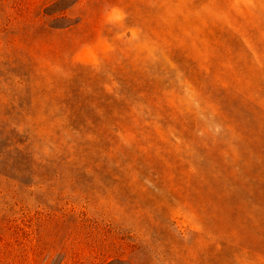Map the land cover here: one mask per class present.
<instances>
[{
	"label": "rangeland",
	"instance_id": "1",
	"mask_svg": "<svg viewBox=\"0 0 264 264\" xmlns=\"http://www.w3.org/2000/svg\"><path fill=\"white\" fill-rule=\"evenodd\" d=\"M0 264H264V0H0Z\"/></svg>",
	"mask_w": 264,
	"mask_h": 264
}]
</instances>
